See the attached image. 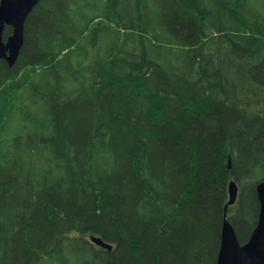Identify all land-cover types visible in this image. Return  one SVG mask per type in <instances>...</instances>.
Wrapping results in <instances>:
<instances>
[{
  "label": "trees",
  "instance_id": "trees-1",
  "mask_svg": "<svg viewBox=\"0 0 264 264\" xmlns=\"http://www.w3.org/2000/svg\"><path fill=\"white\" fill-rule=\"evenodd\" d=\"M149 1L39 0L0 59V264H215L231 179L248 239L264 20L246 0H162L160 18Z\"/></svg>",
  "mask_w": 264,
  "mask_h": 264
},
{
  "label": "water",
  "instance_id": "water-1",
  "mask_svg": "<svg viewBox=\"0 0 264 264\" xmlns=\"http://www.w3.org/2000/svg\"><path fill=\"white\" fill-rule=\"evenodd\" d=\"M39 0H0V59L11 66L18 55L24 38V23ZM5 25L12 27V34L3 39ZM237 185L234 180L228 184V200L224 205L220 232V243L215 264H264V180H259L255 193L259 203L257 222L248 239L240 244L235 231L226 219L228 205L237 197ZM90 241L102 248L110 246L99 237L90 236Z\"/></svg>",
  "mask_w": 264,
  "mask_h": 264
},
{
  "label": "rangeland",
  "instance_id": "rangeland-1",
  "mask_svg": "<svg viewBox=\"0 0 264 264\" xmlns=\"http://www.w3.org/2000/svg\"><path fill=\"white\" fill-rule=\"evenodd\" d=\"M162 0H150L148 7H149V14L153 16L154 15L157 18L161 17V11L160 9L157 8V6H160ZM248 2L246 5L247 7L245 8L246 10L248 9V12L250 14L258 15L260 20H264V0H246ZM133 4V1H132ZM142 12V11H141ZM143 14V13H142ZM12 128V126H10Z\"/></svg>",
  "mask_w": 264,
  "mask_h": 264
},
{
  "label": "bare ground",
  "instance_id": "bare-ground-1",
  "mask_svg": "<svg viewBox=\"0 0 264 264\" xmlns=\"http://www.w3.org/2000/svg\"><path fill=\"white\" fill-rule=\"evenodd\" d=\"M258 84V83H257ZM107 243V242H106ZM109 246H110V249H108V248H105V249H107V250H111L112 249V245H110L109 243H107Z\"/></svg>",
  "mask_w": 264,
  "mask_h": 264
}]
</instances>
